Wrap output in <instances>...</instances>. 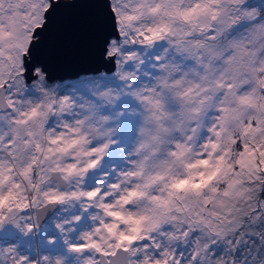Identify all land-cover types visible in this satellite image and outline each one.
<instances>
[{"label":"snow or ice","instance_id":"obj_1","mask_svg":"<svg viewBox=\"0 0 264 264\" xmlns=\"http://www.w3.org/2000/svg\"><path fill=\"white\" fill-rule=\"evenodd\" d=\"M20 2L0 0V264L48 261L44 253L56 240L45 239L52 235L45 225L67 211L69 202H79L83 215L73 213L56 228L68 251L82 254L80 264H261L264 59L257 60V52H249L247 44L228 40L227 33L247 24L250 37L264 38L260 35L264 33V17L257 18L254 11L245 8V0H199L187 9L182 0H170L181 6L165 15L187 22L190 30L173 32L170 23L162 20L138 32L142 46L170 37L168 42H175L180 57L194 61L191 70L203 81L200 107L185 118L187 127L180 123L183 139L169 145L171 160L161 161L163 171L149 177L151 182L170 183L164 185L169 190L166 198L152 197L158 202L157 210L148 216L124 211L132 199L145 195L139 184L128 189L116 182L104 189L85 187L87 173L94 167L91 157L109 147L99 135L100 146L88 135L94 124L108 123L103 112L105 98L111 93L101 92L97 84L103 81L107 89L119 81L118 90H127L124 95L140 98V91H133L140 77L128 70L133 61V54L127 51L128 34L123 27L117 30L118 14L111 0H27L29 8L19 7ZM72 5L98 6L90 10L75 46L69 39L74 24ZM159 8L157 5L150 11L155 13ZM202 16L203 22H191L192 17L199 21ZM135 43L133 37V46ZM73 57L90 59L96 65L84 72L93 75L68 86L85 92L91 88L92 98L81 111L68 113L78 126L72 129L65 125L73 135L71 144L65 147L68 142L63 134L48 132L45 148L41 143L47 130L44 121L49 113L54 114L55 102L28 111L22 105L26 96L36 95L33 90L37 85L51 84L53 64ZM67 101L68 97L61 101L62 114L65 107L75 108ZM143 102L153 104V98L145 95ZM158 104L155 101L154 106ZM33 118L39 119L41 139L31 129L18 137L16 130L9 131L6 125V121L9 125L29 124ZM95 131L100 133L101 129ZM163 131L170 132L167 128ZM155 139L163 140L160 136ZM77 146L76 155L67 156ZM13 161H19V171ZM137 167L143 169L144 162ZM176 167L183 168L184 174H174ZM125 175L134 178L144 173L130 171ZM93 209L97 211L90 219L95 227L86 231L69 227L80 224ZM41 228L45 236L37 242L31 234Z\"/></svg>","mask_w":264,"mask_h":264},{"label":"clouds","instance_id":"obj_2","mask_svg":"<svg viewBox=\"0 0 264 264\" xmlns=\"http://www.w3.org/2000/svg\"><path fill=\"white\" fill-rule=\"evenodd\" d=\"M198 2L199 0H182V7L187 9ZM111 3L118 14L117 30L119 31L123 27L125 33L128 34L127 51L133 54V61L129 64L128 70L140 77L137 81V88L133 89V91H140V98L124 95L127 90H118L119 81L116 84L109 85L107 89L104 88L103 81L97 84L101 92L110 91L111 93L110 97L105 98L106 109L103 112V115L108 119V123L94 124L93 128L88 131V135L94 144L100 146L97 140L99 135L100 140L103 143H108L109 147L91 157L94 167L87 173L85 187L104 189L109 183L116 182L122 184V189H128L132 185L139 184L141 185L140 190L145 195L132 199L130 206L125 207L124 211L131 212L134 215L151 216L157 210L156 205L158 203L152 197L166 198L169 190L164 185L166 182L170 183V181L151 182L149 177L163 171L160 162L165 159L171 160V157L167 155L169 145L183 139V134L179 131L180 123L187 127L185 118L193 108L200 107V100L203 99V81L199 80L191 70L194 61L182 59L173 46L175 42H168L170 37L163 42L142 46L138 35L141 29L155 27L162 20L170 23L173 32L190 30V24L187 22L165 15V12H170L173 7H180V4L174 5L170 0H111ZM157 5L160 6L159 11L151 12L150 9L156 8ZM19 7L29 8L30 5L27 0H21ZM224 7H228V5H224ZM244 7L254 11L257 18L264 17V0H245ZM4 8L7 10L9 5L5 3ZM15 8L16 5L13 4L14 11ZM128 17H132V19ZM4 19L5 31H8L7 15ZM203 21V16L199 21L196 17L191 18L192 23ZM260 35L264 37V33ZM133 37L136 38L135 46L132 44ZM227 39L238 40L247 44L249 52L254 50L257 52V60L264 59V51L261 50L264 46V38L250 37L247 24L240 25L232 32L227 33ZM4 40L5 44L9 42L7 37ZM247 59L248 57H245V60ZM169 73L173 75L170 76ZM198 85L201 87L198 88ZM145 88L151 89V91L146 93L143 90ZM33 91L36 95L25 97L22 105L24 111H28L37 105H47L52 101L56 105L53 109L54 114L49 113L48 119L44 121L47 125L44 138L41 139L39 135L38 118H33L29 124L21 125H9L6 121L9 131L14 128L16 135L22 137L27 130L31 129L37 133V138L41 139V143L45 148L48 147L47 144H44L48 132H51L53 136L63 134L65 141L68 142L65 147H68L71 144L73 135L65 130V125H69L72 129L78 127L75 123V117L68 113L81 111L86 106L85 101L92 98L89 95L92 91L91 88L88 92H85L83 89L77 91L74 87L51 83L47 87L37 85ZM145 95L153 98V104L143 102ZM64 97H68L67 103L74 104L75 108L70 110L65 107L62 114L60 105ZM155 101H159L158 106H154ZM17 107L20 108L21 105L18 104ZM41 110L46 111V109ZM96 128H100L101 132L97 133ZM165 128L169 129L170 132L164 133L163 129ZM157 136L163 138L162 142L155 139ZM78 151L77 146L68 152L67 156H75ZM4 156L7 159L6 151ZM84 159H89V157H84ZM141 162L145 164L143 169L137 167ZM13 164L17 166V171H19V161H13ZM130 171H143L144 176L138 175L133 178L125 175ZM184 171L180 167L173 169V173L177 176L183 175ZM13 175L15 176L16 173L14 172ZM122 189L115 191H122ZM109 191L113 190L109 189ZM73 203H76L77 207H73ZM65 207L67 211L53 216L51 222L45 225L48 231L52 233L51 236H45L44 228L31 234V238L37 242H39L41 236H45V239L56 240L55 244L48 245L49 250L44 255H48L49 260L42 261V264H56L58 259L61 264H80L82 260V254L68 251L63 244L64 236L56 228V224L62 222L65 217L71 218L73 213H80L79 202H69ZM96 211V209H93L80 224L69 225V227L74 226L78 230L85 231L95 227V222L90 217ZM160 211H163V209H160ZM80 214L83 215V213ZM25 238H27V235ZM261 243H264V240ZM101 259L103 258L101 257ZM261 264H264V261Z\"/></svg>","mask_w":264,"mask_h":264},{"label":"water","instance_id":"obj_3","mask_svg":"<svg viewBox=\"0 0 264 264\" xmlns=\"http://www.w3.org/2000/svg\"><path fill=\"white\" fill-rule=\"evenodd\" d=\"M95 7L98 6L95 5L70 6V8L72 9L70 15L73 18L74 24L69 39L73 46H75L78 42H80L81 33L83 32L87 24V21L90 17V10ZM64 61L66 62L64 63ZM64 61L52 65V73L54 70H58L59 72V74L54 76V78H57L58 80H62V81L67 80L68 78H76L86 71H91L96 66L94 61L84 58L73 57ZM74 62L78 63L79 65H74Z\"/></svg>","mask_w":264,"mask_h":264},{"label":"rangeland","instance_id":"obj_4","mask_svg":"<svg viewBox=\"0 0 264 264\" xmlns=\"http://www.w3.org/2000/svg\"><path fill=\"white\" fill-rule=\"evenodd\" d=\"M57 74H59L58 70H54L52 73L53 77L56 76ZM91 75H93V74L92 73H83L76 78H68L67 80H63V81L58 80L57 78H54L50 83H52L54 85L58 84V85L68 87V86L73 85V84H78L82 77L91 76Z\"/></svg>","mask_w":264,"mask_h":264},{"label":"bare ground","instance_id":"obj_5","mask_svg":"<svg viewBox=\"0 0 264 264\" xmlns=\"http://www.w3.org/2000/svg\"><path fill=\"white\" fill-rule=\"evenodd\" d=\"M66 61H64V63H65ZM74 65H79L78 63H76V62H74Z\"/></svg>","mask_w":264,"mask_h":264}]
</instances>
